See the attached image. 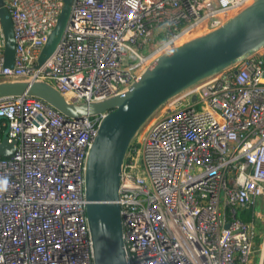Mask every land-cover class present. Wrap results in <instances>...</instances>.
Returning a JSON list of instances; mask_svg holds the SVG:
<instances>
[{"label": "built area", "instance_id": "2783aa9c", "mask_svg": "<svg viewBox=\"0 0 264 264\" xmlns=\"http://www.w3.org/2000/svg\"><path fill=\"white\" fill-rule=\"evenodd\" d=\"M253 1L72 0L39 63L64 0H4L15 45L6 66L0 25V81L100 101ZM102 116L68 120L36 97L0 98V140L16 141L0 156V264H94L84 163ZM117 202L127 264H264V46L152 114L125 155Z\"/></svg>", "mask_w": 264, "mask_h": 264}, {"label": "water", "instance_id": "95a60500", "mask_svg": "<svg viewBox=\"0 0 264 264\" xmlns=\"http://www.w3.org/2000/svg\"><path fill=\"white\" fill-rule=\"evenodd\" d=\"M72 0H64L57 22L38 58L42 63L64 31ZM4 65L14 57L13 23L0 0ZM264 46V0H254L220 27L163 53L121 94L94 102L71 103L45 81H0V98L31 96L74 120L103 114L84 163L86 219L94 264H127L123 244L119 184L122 164L140 128L168 99L235 64ZM15 140H0V156L15 150Z\"/></svg>", "mask_w": 264, "mask_h": 264}, {"label": "trees", "instance_id": "16d2710c", "mask_svg": "<svg viewBox=\"0 0 264 264\" xmlns=\"http://www.w3.org/2000/svg\"><path fill=\"white\" fill-rule=\"evenodd\" d=\"M241 217L243 219H249L250 218V211H244L241 213Z\"/></svg>", "mask_w": 264, "mask_h": 264}, {"label": "rangeland", "instance_id": "374dc122", "mask_svg": "<svg viewBox=\"0 0 264 264\" xmlns=\"http://www.w3.org/2000/svg\"><path fill=\"white\" fill-rule=\"evenodd\" d=\"M196 108L198 109L199 108V105H196ZM258 240V239H257ZM259 241H260V239H259ZM260 243V242H259Z\"/></svg>", "mask_w": 264, "mask_h": 264}]
</instances>
